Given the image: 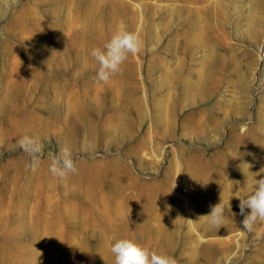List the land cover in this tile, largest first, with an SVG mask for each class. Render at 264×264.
Segmentation results:
<instances>
[{"label": "rangeland", "instance_id": "374dc122", "mask_svg": "<svg viewBox=\"0 0 264 264\" xmlns=\"http://www.w3.org/2000/svg\"><path fill=\"white\" fill-rule=\"evenodd\" d=\"M89 1L101 25L78 38ZM121 22L141 50L104 83L88 58ZM62 147L78 168L58 180ZM260 177L264 0H0V264H114L119 238L264 264V222L239 208Z\"/></svg>", "mask_w": 264, "mask_h": 264}, {"label": "clouds", "instance_id": "9594fccd", "mask_svg": "<svg viewBox=\"0 0 264 264\" xmlns=\"http://www.w3.org/2000/svg\"><path fill=\"white\" fill-rule=\"evenodd\" d=\"M141 46L139 36L126 30V26L121 22L103 49L95 47L90 52L92 59L99 65L97 79L104 83L109 82L112 76L122 72V65L130 54H139ZM27 142L29 138L26 136L19 141L21 146ZM77 168V161L72 157L70 148L62 147L59 157L53 158L49 170L56 179L64 180L69 174L75 173ZM239 201L240 214L243 216L242 228L252 231L257 221L264 222V177L257 179L255 191L250 196ZM245 209L248 210L247 214ZM223 211L221 202L212 206L209 214L203 217L208 219L212 227H219L224 222ZM106 247L114 257V264H176L174 258L157 254L128 238L109 240Z\"/></svg>", "mask_w": 264, "mask_h": 264}, {"label": "bare ground", "instance_id": "6f19581e", "mask_svg": "<svg viewBox=\"0 0 264 264\" xmlns=\"http://www.w3.org/2000/svg\"><path fill=\"white\" fill-rule=\"evenodd\" d=\"M101 15H100V11H99V6L95 5V3L93 2H87L84 5V8L81 12V14L79 15V21H81L82 24V29L78 32V38L81 37H85L89 34L95 33L97 32V30L99 29L100 25H101ZM73 33V32H72ZM66 37V35H65ZM80 42V41H79ZM81 46V45H80ZM81 50V49H80ZM78 51V50H77ZM87 51V50H86ZM80 52V51H79ZM78 54V53H76ZM74 55V54H73ZM78 57V56H77ZM71 58V55H70ZM81 58V57H80ZM79 58V59H80ZM92 57L90 56L88 59H91ZM59 59V58H58ZM61 61V59H60ZM81 61V60H80ZM83 61V60H82ZM64 63V62H63ZM61 64V63H60ZM90 64V63H89ZM81 65V64H80ZM83 65V63H82ZM86 65V64H85ZM74 74V73H73ZM70 82V80H69ZM69 84V83H68ZM67 86V83H66ZM91 107H95L97 108L96 104H91L89 106V110L91 109ZM84 108V103L82 102V107H81V103H79L78 101L75 102L73 110L76 111V113L74 115H79L81 113V111ZM80 109V111H78ZM88 109V108H87ZM72 110V111H73ZM120 111V109H119ZM117 111L116 114L119 112ZM101 114V113H100ZM115 114V113H114ZM115 114V115H116ZM109 117V116H108ZM112 117V116H111Z\"/></svg>", "mask_w": 264, "mask_h": 264}]
</instances>
